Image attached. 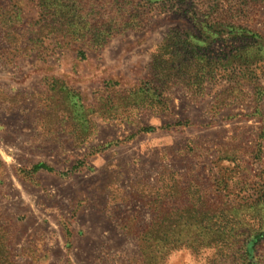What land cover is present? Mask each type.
<instances>
[{
	"label": "rangeland",
	"instance_id": "rangeland-1",
	"mask_svg": "<svg viewBox=\"0 0 264 264\" xmlns=\"http://www.w3.org/2000/svg\"><path fill=\"white\" fill-rule=\"evenodd\" d=\"M112 5L0 0V264H264V0Z\"/></svg>",
	"mask_w": 264,
	"mask_h": 264
},
{
	"label": "trees",
	"instance_id": "trees-1",
	"mask_svg": "<svg viewBox=\"0 0 264 264\" xmlns=\"http://www.w3.org/2000/svg\"><path fill=\"white\" fill-rule=\"evenodd\" d=\"M38 2V4L46 11L45 13H49L50 19L53 20L54 16L57 14L58 19L61 20L62 18L67 20L66 22H58L60 23L61 27H67L69 30H73V26H75V23L67 19L65 16L69 15L72 11L77 12L76 4L78 3V6H80V18L81 20H86L85 22L80 21V23L77 24V38H79L81 41H84L88 46L93 47L96 46V48H102L106 46L110 38L114 35V33L118 32L121 28H124L126 26H129L131 28H134L138 24H141V16L146 15L144 12V9L139 13L138 16L140 21L130 23L129 20L124 19V21H118L117 19H114L111 17V13L114 11L115 7L114 5L110 6L112 0H35ZM123 10V8H122ZM121 10V11H122ZM146 10V9H145ZM125 12L122 13L123 16H125ZM121 15V14H120ZM46 18V17H45ZM48 19V18H47ZM130 29V28H129ZM67 32V31H66ZM167 51V46L162 44L160 47V53H163ZM179 54L178 52H176ZM161 55V54H160ZM158 55V57L160 56ZM155 62V61H154ZM157 62V59H156ZM170 65H175V63H171ZM180 68L186 66L185 64H180ZM161 67V64H160ZM157 68L160 70L161 73L166 72L167 69L174 71V69H170L169 67L164 68ZM178 67V66H177ZM186 69V68H184ZM179 70L177 71V74H179ZM176 74V75H177ZM174 75V76H176ZM35 170H47L52 172L50 167L46 165H38L35 167ZM162 207V206H161ZM161 214L158 215V218L160 220V223L158 225V228H162V225L166 224L167 220L166 218L169 216L167 212H164V210L161 208ZM186 210L181 209L177 210L176 216L180 215L177 219V223L181 220L182 214H184ZM156 220L152 221L151 225H149L144 231L140 232L138 236L140 237V241L145 240L149 234L155 233ZM165 229V227H164ZM162 233V232H160ZM165 236V232L164 235ZM178 247H175L171 250L175 249H181L185 247V244H177ZM170 250V251H171Z\"/></svg>",
	"mask_w": 264,
	"mask_h": 264
}]
</instances>
